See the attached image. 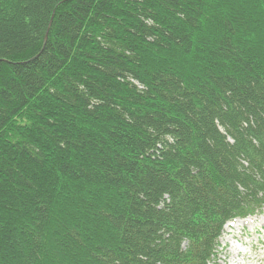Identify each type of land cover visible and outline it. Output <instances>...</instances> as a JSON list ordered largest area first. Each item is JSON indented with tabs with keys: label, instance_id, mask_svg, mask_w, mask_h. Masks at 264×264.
Listing matches in <instances>:
<instances>
[{
	"label": "trees",
	"instance_id": "trees-1",
	"mask_svg": "<svg viewBox=\"0 0 264 264\" xmlns=\"http://www.w3.org/2000/svg\"><path fill=\"white\" fill-rule=\"evenodd\" d=\"M264 209V0H0V264H222Z\"/></svg>",
	"mask_w": 264,
	"mask_h": 264
},
{
	"label": "rangeland",
	"instance_id": "rangeland-1",
	"mask_svg": "<svg viewBox=\"0 0 264 264\" xmlns=\"http://www.w3.org/2000/svg\"><path fill=\"white\" fill-rule=\"evenodd\" d=\"M250 218L254 221L252 222ZM238 219L230 221V224L225 226L228 231L224 229L218 248L220 262L222 264H264V209L255 216L246 218L247 222L237 223Z\"/></svg>",
	"mask_w": 264,
	"mask_h": 264
},
{
	"label": "bare ground",
	"instance_id": "bare-ground-1",
	"mask_svg": "<svg viewBox=\"0 0 264 264\" xmlns=\"http://www.w3.org/2000/svg\"><path fill=\"white\" fill-rule=\"evenodd\" d=\"M250 219L252 220V222L254 221L252 218H250ZM250 219H248V220H250ZM242 221H244V222L246 221V222H247L246 219H238V220H237V223H238V222H242ZM227 224H230V223L228 222ZM238 225H239V224H238ZM225 226H227V225H225ZM229 226H230V225H229ZM230 227H231V226H230ZM228 229H229V228H228ZM225 231H228V230H227V227L225 228Z\"/></svg>",
	"mask_w": 264,
	"mask_h": 264
}]
</instances>
